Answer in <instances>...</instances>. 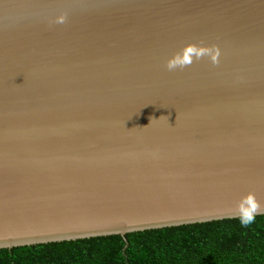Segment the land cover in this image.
<instances>
[{
  "label": "water",
  "instance_id": "1",
  "mask_svg": "<svg viewBox=\"0 0 264 264\" xmlns=\"http://www.w3.org/2000/svg\"><path fill=\"white\" fill-rule=\"evenodd\" d=\"M201 42L218 65L167 70ZM249 193L264 0H0V250L240 219Z\"/></svg>",
  "mask_w": 264,
  "mask_h": 264
},
{
  "label": "trees",
  "instance_id": "2",
  "mask_svg": "<svg viewBox=\"0 0 264 264\" xmlns=\"http://www.w3.org/2000/svg\"><path fill=\"white\" fill-rule=\"evenodd\" d=\"M0 250V264H264V215Z\"/></svg>",
  "mask_w": 264,
  "mask_h": 264
},
{
  "label": "clouds",
  "instance_id": "3",
  "mask_svg": "<svg viewBox=\"0 0 264 264\" xmlns=\"http://www.w3.org/2000/svg\"><path fill=\"white\" fill-rule=\"evenodd\" d=\"M68 14L64 13L60 15L56 23H66ZM189 44L185 46L180 52L171 57L167 63L166 68L168 71H174L176 69H183L191 66L195 61L201 60L204 57H209L213 65H218L220 60L221 51L218 46H202ZM147 127V126H145ZM264 212V204H261L256 198L255 193H249L246 197L242 198L239 203V218L243 225L252 224L256 216Z\"/></svg>",
  "mask_w": 264,
  "mask_h": 264
}]
</instances>
